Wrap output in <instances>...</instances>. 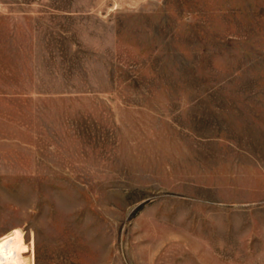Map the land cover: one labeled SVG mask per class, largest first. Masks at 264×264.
<instances>
[{
	"label": "rangeland",
	"instance_id": "1",
	"mask_svg": "<svg viewBox=\"0 0 264 264\" xmlns=\"http://www.w3.org/2000/svg\"><path fill=\"white\" fill-rule=\"evenodd\" d=\"M0 264H264V0H0Z\"/></svg>",
	"mask_w": 264,
	"mask_h": 264
}]
</instances>
